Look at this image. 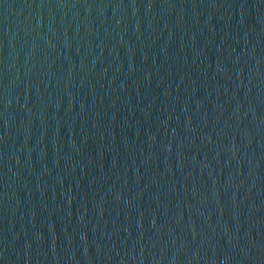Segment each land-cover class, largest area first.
Masks as SVG:
<instances>
[{
    "label": "water",
    "instance_id": "water-1",
    "mask_svg": "<svg viewBox=\"0 0 264 264\" xmlns=\"http://www.w3.org/2000/svg\"><path fill=\"white\" fill-rule=\"evenodd\" d=\"M0 264H264V0H0Z\"/></svg>",
    "mask_w": 264,
    "mask_h": 264
}]
</instances>
